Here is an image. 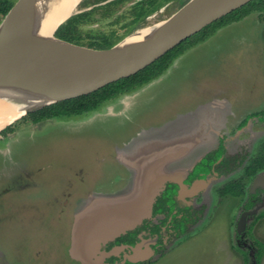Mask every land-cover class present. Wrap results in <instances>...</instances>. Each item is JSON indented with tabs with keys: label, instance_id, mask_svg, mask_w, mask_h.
I'll use <instances>...</instances> for the list:
<instances>
[{
	"label": "rangeland",
	"instance_id": "374dc122",
	"mask_svg": "<svg viewBox=\"0 0 264 264\" xmlns=\"http://www.w3.org/2000/svg\"><path fill=\"white\" fill-rule=\"evenodd\" d=\"M138 1L116 3L108 12L94 8L101 0H81L74 14H90L72 37L88 45L117 30L123 40L141 27L165 20L185 4V0L165 2L143 26L129 31L126 25L132 21ZM30 99L21 100L20 107H31ZM223 107L231 122L264 109V12H253L221 27L178 56L158 78L95 112L38 123L25 118L26 114L3 127L0 264H78L71 257V248L79 217L97 209L100 200L96 198L131 186L128 168L118 159L115 146L179 114L195 110L210 120L213 111H223ZM9 125L12 130L1 133ZM263 131V123L255 121L233 133L229 152L242 147L245 155L256 154ZM182 137L176 138L178 142L160 144L164 150H176L186 144ZM241 173L239 170L235 176ZM235 201L221 205L198 234L146 264H245L243 251H248L236 247L235 222L240 210L233 214ZM260 211H264V202L256 208V213ZM251 227L253 238L244 241L255 250L254 239L264 243V217ZM74 252L77 256H72L79 259L76 247Z\"/></svg>",
	"mask_w": 264,
	"mask_h": 264
},
{
	"label": "water",
	"instance_id": "95a60500",
	"mask_svg": "<svg viewBox=\"0 0 264 264\" xmlns=\"http://www.w3.org/2000/svg\"><path fill=\"white\" fill-rule=\"evenodd\" d=\"M249 1L188 0L165 20L148 25L153 29L144 40L124 43L126 36L111 47H97L82 44L73 37L58 35L59 28L74 12L56 26L53 37L32 34L29 23L34 0H17L0 23V87L23 89L28 97L35 100L37 104L27 107L20 116L45 105L92 93L144 69L208 24ZM174 125L189 129L182 137L187 140L185 146L176 150L173 147L163 149L155 162L149 157L140 159L134 153L126 161L120 157V151L129 149L145 131ZM218 133L200 112L193 110L179 114L160 126L142 130L118 148V159L128 168L131 186L96 198L100 200L97 209L79 217L71 254L77 256L74 246L83 244L88 235L97 233L103 218L124 211L131 201L138 205L141 201L138 197L145 191V184H152L159 178L155 196L166 181L184 177L206 152L215 148ZM256 184L257 180L254 186ZM109 206L115 209L100 216L99 211L109 209ZM93 238L94 235L90 241Z\"/></svg>",
	"mask_w": 264,
	"mask_h": 264
},
{
	"label": "flooded vegetation",
	"instance_id": "af4514ba",
	"mask_svg": "<svg viewBox=\"0 0 264 264\" xmlns=\"http://www.w3.org/2000/svg\"><path fill=\"white\" fill-rule=\"evenodd\" d=\"M213 112L215 114H211L210 120H207L219 131L215 148L206 152L184 177L166 181L155 196L138 205L139 207L103 218L102 221H105H101L99 225L102 226V230L107 226L126 228L105 241L101 240L91 256L90 263L71 255L75 262L78 264L153 262L206 228L211 218L219 212L220 206L224 203L232 205L233 199H236L233 214L236 209L240 210L239 219L235 222L236 247L241 250L245 247L248 256L254 258L255 250L244 240L253 238L251 224H256L264 217V211L256 213V208L264 202V168L250 177L245 175L248 165L262 152L264 131L261 133L262 140L254 155H245L242 147L237 152L230 153L229 145L234 141L233 133L238 134L255 121L264 125V120L250 116V113L237 122H231L230 113L224 110ZM255 136L257 134H254ZM125 143L115 146L116 154L117 149L123 147ZM118 164L120 165L119 161ZM239 170H242V173L236 177ZM256 180L258 184L254 186ZM232 182L237 183L238 187H244V193L235 195L227 191L228 184ZM68 202L65 200V206ZM251 217L253 219L249 222ZM253 263L255 264V260Z\"/></svg>",
	"mask_w": 264,
	"mask_h": 264
},
{
	"label": "trees",
	"instance_id": "16d2710c",
	"mask_svg": "<svg viewBox=\"0 0 264 264\" xmlns=\"http://www.w3.org/2000/svg\"><path fill=\"white\" fill-rule=\"evenodd\" d=\"M101 1L102 2H100L94 8H104L109 12L111 11V6L116 3L124 2L125 0ZM168 1L171 0L138 1L133 7L135 9L133 19L126 25L128 26L129 31L143 26L147 17L160 9V7ZM187 1L188 0H185L184 3ZM13 5L14 2H10L8 0H0V23ZM256 11L264 12V0H251L245 5L208 24L199 32L193 34L192 36L188 37L177 46L172 48L162 57L155 60L147 67L131 76L124 77L115 82L109 83L92 93L45 105L39 109L29 112L25 118L29 119L33 123H38L48 119L72 118L95 112L100 107H104L106 103L113 101L124 94L136 91L150 81L158 78L172 65V63L178 56L183 54L189 48H192L195 45L206 41L208 38L213 36L221 27L229 23L239 21ZM89 14L90 12H79L71 15L59 28L57 32L58 35L64 38L72 37L71 33L78 31L82 20L85 19V17L89 16ZM123 37V35L117 34V30H112L109 33H105L104 35L99 36L96 41H93L90 44L97 47H111L118 43ZM250 116H257L264 120V109L253 112ZM10 130H12V125L7 126L1 131V133ZM218 155L219 154H217V156ZM262 168H264V143L262 146V152L258 156H256L248 165L245 176L250 177L256 174ZM227 191L235 195H241L244 193V187H238L237 183L232 182L228 184ZM254 245L256 248L254 258L248 256L247 252L243 251L245 264L253 263V260H255V264H261V260L264 254V243L257 239H254Z\"/></svg>",
	"mask_w": 264,
	"mask_h": 264
},
{
	"label": "bare ground",
	"instance_id": "6f19581e",
	"mask_svg": "<svg viewBox=\"0 0 264 264\" xmlns=\"http://www.w3.org/2000/svg\"><path fill=\"white\" fill-rule=\"evenodd\" d=\"M80 2L81 0H34L33 16L29 23L30 32L39 37H53V31L56 26L67 19V17L75 11ZM152 29L153 27L148 25L141 27L136 32L128 35L124 39V43L142 41L147 35H149ZM26 97H28L27 92L23 89L7 86L0 87V130L24 113L26 108H21L19 103ZM28 101L31 102L30 106L37 104L32 99ZM174 126H166L152 131H145L138 139H136L135 143L129 149H124L123 152H120L122 160H129V157L131 156L130 154L134 153L140 159L149 157L150 161L155 162L160 158L159 153L163 150L162 144L160 143L173 142V139H175L174 141H177L176 138L184 136V133H188L189 129L186 126ZM179 133L181 134L179 135ZM159 181L158 178L154 183L144 185V188L146 189L139 195L138 198L141 199V201L138 205H141L146 200L153 197V194L159 185ZM138 205H135V203L133 204L131 201L126 205L124 211L118 212L117 214L133 210L136 207H139ZM110 207L114 206H109V208ZM106 212L105 210L100 212V216ZM117 216L119 215H116V217ZM125 228V226L117 228H108L107 226L104 230L99 229L97 233H93L94 238L92 241L90 240L93 235H88L87 243H77L75 245L79 257L85 262L90 263L92 261L91 256L96 251V248H98L97 242H100L101 240L105 241L107 238L114 236L117 232Z\"/></svg>",
	"mask_w": 264,
	"mask_h": 264
},
{
	"label": "crops",
	"instance_id": "0c3cea01",
	"mask_svg": "<svg viewBox=\"0 0 264 264\" xmlns=\"http://www.w3.org/2000/svg\"><path fill=\"white\" fill-rule=\"evenodd\" d=\"M249 16V15H248ZM223 110H224V107H223ZM225 111V110H224Z\"/></svg>",
	"mask_w": 264,
	"mask_h": 264
}]
</instances>
